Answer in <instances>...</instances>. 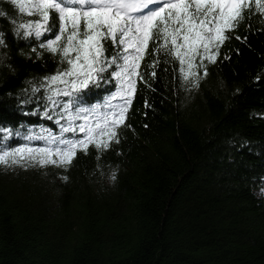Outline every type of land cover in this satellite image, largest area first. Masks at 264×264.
Here are the masks:
<instances>
[{
    "label": "trees",
    "instance_id": "obj_1",
    "mask_svg": "<svg viewBox=\"0 0 264 264\" xmlns=\"http://www.w3.org/2000/svg\"><path fill=\"white\" fill-rule=\"evenodd\" d=\"M0 7L13 11L8 0ZM262 19L229 33L198 88L180 81L170 57L146 56L131 127L107 151H77L67 169L0 165V264H264ZM11 27L0 18L8 45L0 48V126L13 130L2 143L44 147L26 137L60 127L44 116L49 93L31 89L67 65L47 52L37 58L34 37H15ZM115 84L89 85L76 106L103 104Z\"/></svg>",
    "mask_w": 264,
    "mask_h": 264
},
{
    "label": "snow or ice",
    "instance_id": "obj_2",
    "mask_svg": "<svg viewBox=\"0 0 264 264\" xmlns=\"http://www.w3.org/2000/svg\"><path fill=\"white\" fill-rule=\"evenodd\" d=\"M8 2L13 5V11L0 7V18L12 26V34L24 40L34 37L36 43H29L37 58L45 52L51 53L59 56L58 65L66 64L67 67H58L43 78L39 87L31 89L35 93L43 88L49 93L50 108L45 110L44 116L49 120L56 117L54 122L60 127L59 134L42 128L40 134L28 135L26 139L29 142L44 140L46 146L9 147L2 141L11 138L13 130L0 126V133L4 134L0 137V165L5 167L67 169L77 151L87 153L89 146L99 152L107 151L113 143H120L119 129L131 127L126 124L127 113L135 96L137 80L147 83L140 71L146 56L163 54L170 57L178 62L180 81L198 88L200 81L208 75L207 65L216 63L220 49L233 38L229 33L253 15L264 18V0ZM24 16H35L36 19L25 20ZM234 38L242 39L239 35ZM243 39L246 41L247 37ZM7 47L6 33L0 29V48ZM224 59L230 57L225 55ZM159 63V59H153L149 65L153 69V78ZM257 79H260L259 75ZM113 81H116V91L109 93L103 104L76 106L77 100L82 99L80 93L89 85L100 88ZM61 96L69 97V100L61 101L58 99ZM117 99L120 103L113 104L112 101ZM145 106H149L147 102ZM61 120L66 123L61 124ZM77 120L82 122L77 124ZM65 133H73V138L65 137ZM77 133L83 134L82 138H75ZM63 179L68 178L64 176ZM111 179H116L115 172ZM261 193L264 194V177L261 178Z\"/></svg>",
    "mask_w": 264,
    "mask_h": 264
},
{
    "label": "rangeland",
    "instance_id": "obj_3",
    "mask_svg": "<svg viewBox=\"0 0 264 264\" xmlns=\"http://www.w3.org/2000/svg\"><path fill=\"white\" fill-rule=\"evenodd\" d=\"M120 103L119 99H117L116 104Z\"/></svg>",
    "mask_w": 264,
    "mask_h": 264
}]
</instances>
